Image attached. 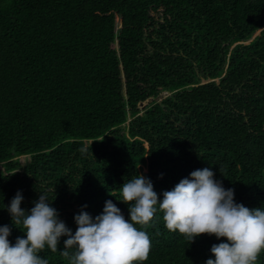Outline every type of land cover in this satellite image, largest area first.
<instances>
[{
	"label": "trees",
	"instance_id": "obj_1",
	"mask_svg": "<svg viewBox=\"0 0 264 264\" xmlns=\"http://www.w3.org/2000/svg\"><path fill=\"white\" fill-rule=\"evenodd\" d=\"M262 26L264 0H0V226L10 244L25 238L6 207L18 191L26 213L45 194L63 222L76 202L73 234L75 215L95 218L108 200L128 219L120 194H106L135 178L143 153L159 199L207 167L235 202L264 210V28L227 54ZM223 69L218 83H200ZM168 87L176 91L157 101ZM128 119L148 151L119 138ZM85 139L92 145L82 151ZM26 154L25 164L14 160ZM91 155L106 160L91 164ZM136 227L151 240L143 264H205L211 246L227 242L202 234L189 243L159 211ZM65 239L40 257L70 264Z\"/></svg>",
	"mask_w": 264,
	"mask_h": 264
},
{
	"label": "clouds",
	"instance_id": "obj_2",
	"mask_svg": "<svg viewBox=\"0 0 264 264\" xmlns=\"http://www.w3.org/2000/svg\"><path fill=\"white\" fill-rule=\"evenodd\" d=\"M203 82L208 81H200ZM174 91L170 87L163 88L156 100L167 98ZM128 124L130 130V120ZM134 140H141L148 151L146 141L138 136L131 142ZM143 155L148 166V154ZM139 158L138 161H144L143 156ZM137 162L135 178L106 194H120V201L129 206V218L125 219L121 210L108 200L102 214L95 218L85 211L75 215L77 228L74 234L68 227L75 226L71 212H76V202L60 212L65 219L63 222L58 219L57 210L54 205L50 206L45 194H41L26 213L20 206L23 196L18 191L6 207L12 223L22 226L25 238L17 237L15 244L11 245L7 239L10 228L0 226V264H48L39 253L46 246L53 253L57 252L62 236L67 239L63 241L60 255L70 264H143L149 258L151 240L147 232L138 230L136 225L140 229L153 225L158 211L163 213L167 230L178 232L189 243L202 234L226 238L227 242L211 246L215 258L207 259L205 264H257L258 257L264 252L262 208L249 209L235 202L234 190L225 189L207 167L192 171L188 178L164 191L163 198L159 199L147 178L149 167L145 176L139 174ZM70 249L75 252L70 253Z\"/></svg>",
	"mask_w": 264,
	"mask_h": 264
},
{
	"label": "rangeland",
	"instance_id": "obj_3",
	"mask_svg": "<svg viewBox=\"0 0 264 264\" xmlns=\"http://www.w3.org/2000/svg\"><path fill=\"white\" fill-rule=\"evenodd\" d=\"M264 26L262 27H259L256 31H254L251 35H249L248 37H246L245 39L243 40H239V41H233L230 43L229 45V48H228V51H227V54H230L232 52V50H234L238 45H245V46H248L249 44H251L257 36H259L261 34V30H263ZM117 47V45H116ZM225 73V69H223V71L220 72V74H218V76H215V77H209L207 78L205 81H212L214 83H218L220 78L224 75ZM169 93V92H168ZM140 115H144L142 112L139 113ZM129 120V119H128ZM128 120H126L119 128V131H121V134H119V138H124V140L128 141V140H132L134 138H136V136H133L130 134L129 132V124H128ZM110 137L113 139L111 141H109L107 144L109 147H113L115 145V142H114V138L115 136L111 133H109ZM101 137H99L98 139H100ZM92 145V140L91 139H85L83 140V148L87 149L88 147H90ZM91 154H93V151H90ZM121 156V154H119L117 156V158H119ZM143 159L144 161H138L137 162V171L139 174H142L145 176V174L147 173L148 171V166L146 165V156L143 155ZM14 160L18 161V162H21L22 165L25 164L26 162H28L30 160V155L29 154H26V155H19V156H15L14 157ZM100 160H106V157H104L103 159L101 158ZM95 155H91L90 156V159H89V162L92 164L94 162V164H98L99 161ZM81 165L80 162H77L76 164V168H79ZM0 167L4 170L5 167L0 163ZM23 167H16L14 169H12L11 171H8V172H11V173H18L21 171ZM111 172L113 173L114 171L111 170ZM51 181H53V179H50ZM113 182H115V179L113 178L112 179ZM46 182L47 180H43L41 181V186H43L44 188H47L46 190L50 189L47 185H46ZM105 182H109V179L108 177L106 176L105 177ZM30 210V209H29Z\"/></svg>",
	"mask_w": 264,
	"mask_h": 264
}]
</instances>
